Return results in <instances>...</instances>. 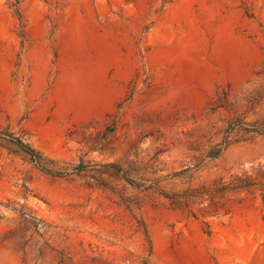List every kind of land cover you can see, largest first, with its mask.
I'll list each match as a JSON object with an SVG mask.
<instances>
[{
    "label": "rangeland",
    "instance_id": "374dc122",
    "mask_svg": "<svg viewBox=\"0 0 264 264\" xmlns=\"http://www.w3.org/2000/svg\"><path fill=\"white\" fill-rule=\"evenodd\" d=\"M263 129L264 0H0V264H264Z\"/></svg>",
    "mask_w": 264,
    "mask_h": 264
},
{
    "label": "trees",
    "instance_id": "16d2710c",
    "mask_svg": "<svg viewBox=\"0 0 264 264\" xmlns=\"http://www.w3.org/2000/svg\"><path fill=\"white\" fill-rule=\"evenodd\" d=\"M264 133V129L261 131L260 134ZM9 139L13 142H15L25 153H27L30 158L34 161V163L36 164V166L38 168H40L41 170L53 174L52 171L50 169H48L43 163H41V158L40 155L38 154V152L31 148L28 144L24 143L22 140L12 136L11 134L8 135ZM224 148L221 149H217L214 153V157H217L220 155V153L222 152ZM103 167H112V168H116L119 169V167L115 164H106L103 165ZM236 179L238 180V182L236 184L234 183H229L227 184V188L230 190L233 189H237V188H244V187H248L252 184H254V179H250V178H240V177H236ZM131 182V181H130Z\"/></svg>",
    "mask_w": 264,
    "mask_h": 264
}]
</instances>
